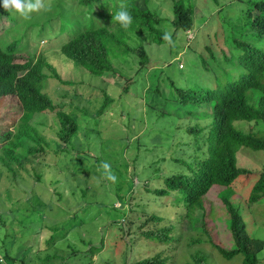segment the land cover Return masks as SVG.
Here are the masks:
<instances>
[{"label": "rangeland", "instance_id": "374dc122", "mask_svg": "<svg viewBox=\"0 0 264 264\" xmlns=\"http://www.w3.org/2000/svg\"><path fill=\"white\" fill-rule=\"evenodd\" d=\"M55 1L51 0L50 11H34L24 17L12 10L0 19V46L14 43L16 55L34 60L41 57L46 62L42 91L78 125L65 143L58 136L60 126L54 111L33 114L30 123L36 138L26 139L25 145L38 150L30 154L23 146V165L7 166L1 159V147L21 111L16 99H0V264H7L6 255L18 259L13 264H129L150 258L165 246L153 248L155 244L142 233L158 228L168 218L178 219L182 209L175 206H181L176 199L183 202L182 196L174 199L153 190L164 186V178L187 172L186 165L175 158L189 163L204 156L199 146L206 130L194 133L188 129L205 128L211 121L206 114L210 105L180 103L174 87H211L224 77L222 69L237 73L235 58L231 55V61L225 60L222 50L232 51L229 39L239 32L217 30L221 29V16L233 19L236 8L246 0H188L194 6L190 29L171 25L173 0H148L147 4L136 0L140 8L156 10L161 21L153 27L170 33L173 43L158 44L152 40L153 30L131 27L123 34L125 43L140 45L147 53L146 62L117 48L119 54L110 58L112 71L101 76L72 65L61 54L59 48L68 35L60 32ZM62 1L64 10L82 11L81 23L76 22L81 29L82 21L89 24L90 20L111 32L124 29L116 21L107 22L110 9L102 10L101 17L94 10L96 3L92 9L80 0ZM253 94L250 105L256 101L257 94ZM106 96L109 102L103 107ZM234 124L243 133L260 135L263 131L253 121L236 120ZM102 162L111 165L115 183L107 179ZM237 164L254 173L235 181L231 200L247 232L264 241V196L247 204L264 165V151L241 147ZM218 192L219 188L205 196L203 208L183 210L176 222L178 226L185 223L186 231L179 228L175 232L180 241L163 257L164 264H198L193 259L196 253L206 255L208 264H241V256L225 259L211 249L208 236H201L204 224L214 229L212 242L227 249L233 246L229 215ZM152 213L164 218L161 222L148 220ZM188 225L200 229L189 231ZM128 228L131 233L126 232ZM195 240L206 244H192ZM257 264H264V256Z\"/></svg>", "mask_w": 264, "mask_h": 264}, {"label": "trees", "instance_id": "16d2710c", "mask_svg": "<svg viewBox=\"0 0 264 264\" xmlns=\"http://www.w3.org/2000/svg\"><path fill=\"white\" fill-rule=\"evenodd\" d=\"M102 1L97 4L99 0H80L82 4L88 5L92 9L96 3L94 10H98L96 13L101 17H103L102 10L110 9L111 12L106 14L108 23L112 22V14L114 15L120 9L121 3H124L132 16V23L127 29L134 26L151 29L153 30L152 40L158 44L166 42L163 39L164 34L153 27L154 24L161 21L155 9L148 6L140 8L136 4V0ZM62 2V0H56L53 5L61 22L60 32L66 31L68 35V39L61 44L59 50L72 65H78L92 75L101 76L105 72L112 71L110 58L119 54L116 52L117 48L135 53L140 58V63L146 62L147 53L140 45L131 47L125 43L123 34L127 29L124 28L120 33L111 32L107 26L93 25V20H90L89 24L82 21L83 28L81 29L76 22L79 23L83 16L82 11L78 9L66 11L63 9ZM144 2L147 4L148 0H144ZM10 12L3 8L2 0H0V19ZM220 12L218 11V13ZM172 13L171 25L184 29L191 28V19L194 13V6L191 2L173 0ZM220 20L221 29H218L217 32H239L229 39L232 51L227 54L222 50L225 60L231 61L234 57L239 69L235 75L222 69L220 74L224 77L211 87H174V97L178 102L210 105V111L206 114L210 116L211 121L207 127H190L188 129L194 133L206 130V135L199 146L202 153L197 151L198 148L195 150L204 156L195 157L189 163L175 158V161L186 165L187 172L164 178V186L154 189L153 192L162 195L170 194L174 199L182 196L183 202L179 198L176 199L181 206L175 205L182 209V213L177 214L178 219H181L184 215L183 210H187L188 213L191 210L203 208L206 202L205 196L219 188L220 192L217 196L229 215L228 225H226L233 246L227 249L212 242L214 229L211 231L207 227H203L204 224L200 227L202 229L201 236H208L211 249L217 251L225 259L241 256V264H257V254L261 251L264 241L247 232L242 215L238 207L233 205L231 195L235 191L233 188L235 181L240 177L254 173L247 168L238 166V149L245 147L254 151H264V0H246L244 6L236 8L233 19L221 16ZM69 30L71 32H67ZM69 33L72 36L69 37ZM45 65L46 62L41 57L34 60L33 57L27 55H16L14 43L0 46V99L8 97L16 99L21 111L15 129L5 133V142L1 147V159L7 166L11 163L23 165V155L20 152L24 149L23 146H26L25 140L36 138L32 134L33 127L30 123L33 114L54 111L60 126L58 136L65 143L71 140L78 129L76 119L64 112L62 106L53 104L47 94L42 91L47 77L43 70ZM232 67L234 66L232 65ZM227 74L231 76L229 77ZM253 93L257 95L252 106L248 102L253 97ZM108 102L109 99L106 96L103 107ZM102 108L99 109L100 112ZM236 120L261 124L263 131L260 135L243 133L235 126L234 121ZM26 148V152H30V154L38 150L37 147L26 146ZM258 174L247 204L264 196V165ZM257 191L262 195L258 197ZM163 218L152 213L148 220L161 222ZM168 219L158 228L147 229L142 233L146 239L155 244L153 248L158 246H165V248L150 258L138 259L129 264H164L165 258L163 257L171 253L180 241V236L175 235V232L179 228L185 230V223L178 226L177 218ZM131 225L130 220L128 227ZM119 226L120 230L125 232L123 224H119ZM200 228L188 225L189 231ZM126 232L131 233L130 229ZM194 243H198L200 246L206 244V242L196 240L192 242V244ZM193 259L194 263L208 264L206 255L196 253L193 255ZM5 260L7 264H13L18 259L6 255Z\"/></svg>", "mask_w": 264, "mask_h": 264}, {"label": "clouds", "instance_id": "9594fccd", "mask_svg": "<svg viewBox=\"0 0 264 264\" xmlns=\"http://www.w3.org/2000/svg\"><path fill=\"white\" fill-rule=\"evenodd\" d=\"M2 6L6 11L15 10L21 16L27 17L31 12H39L41 10H51V0H2ZM119 22L122 27L127 29L132 23V16L124 3H121L120 9L113 15L112 21ZM163 39L169 44H172V36L170 33H165ZM101 167L108 173L107 179L116 182L117 177L111 172V165L107 162H102ZM264 252L257 254V259H261Z\"/></svg>", "mask_w": 264, "mask_h": 264}]
</instances>
